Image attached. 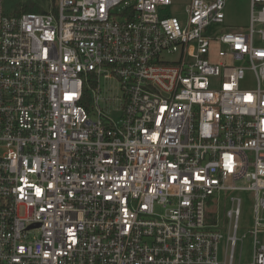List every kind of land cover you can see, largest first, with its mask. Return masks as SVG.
I'll return each mask as SVG.
<instances>
[{"label":"built area","instance_id":"built-area-1","mask_svg":"<svg viewBox=\"0 0 264 264\" xmlns=\"http://www.w3.org/2000/svg\"><path fill=\"white\" fill-rule=\"evenodd\" d=\"M2 3L0 264H264V0Z\"/></svg>","mask_w":264,"mask_h":264},{"label":"rangeland","instance_id":"rangeland-1","mask_svg":"<svg viewBox=\"0 0 264 264\" xmlns=\"http://www.w3.org/2000/svg\"><path fill=\"white\" fill-rule=\"evenodd\" d=\"M23 0H3V8L5 13L12 14ZM41 6L47 7L50 0H36ZM250 18V0H226L224 8V21L217 26L218 31H228L230 29H245L249 25ZM253 82H250V86ZM240 197V216L238 220V229L236 231V246L234 250V264H249L253 250V236L251 228L252 219V198L251 193L246 191H238L233 193ZM231 208V202L225 195L221 193L217 211L218 222L222 226V237L218 242L217 259L220 264L226 263L229 254V246L227 235L230 231L229 218L226 213ZM258 237L264 240V233H260Z\"/></svg>","mask_w":264,"mask_h":264},{"label":"trees","instance_id":"trees-1","mask_svg":"<svg viewBox=\"0 0 264 264\" xmlns=\"http://www.w3.org/2000/svg\"><path fill=\"white\" fill-rule=\"evenodd\" d=\"M43 6L40 5L36 0H23L18 4L15 14L23 12H40L43 11Z\"/></svg>","mask_w":264,"mask_h":264}]
</instances>
